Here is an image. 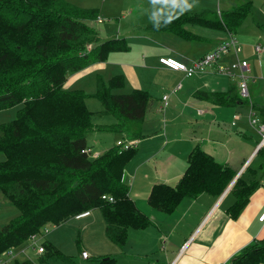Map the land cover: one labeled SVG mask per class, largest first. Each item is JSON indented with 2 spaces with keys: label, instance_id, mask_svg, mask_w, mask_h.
<instances>
[{
  "label": "trees",
  "instance_id": "obj_1",
  "mask_svg": "<svg viewBox=\"0 0 264 264\" xmlns=\"http://www.w3.org/2000/svg\"><path fill=\"white\" fill-rule=\"evenodd\" d=\"M250 8L251 1L245 0L218 12H167L158 17L159 26L152 28L197 41L205 39L196 32L197 27L227 36L235 34ZM86 16L97 14L67 0H0V110L18 106L12 120L0 123V151L4 154L0 190L18 210L0 227V256L44 226L94 207L104 215L106 236L118 245L125 242L129 228H144L150 222L122 180L135 148L120 142L94 157L82 151L89 147L86 133L94 127L95 113L84 102L86 92L64 88L63 83L71 73L104 60L108 52L127 47L121 37L98 41V31ZM96 82L92 95L101 102V113L115 118L101 127L124 133L127 140L140 138L141 121L152 101L149 93L141 88L114 92L124 85L121 73L106 80L98 76ZM238 98L237 93L227 97ZM257 151L264 157V149ZM186 162L175 183L151 186L150 206L171 212L183 198L201 192L217 197L230 184L235 198L227 211L234 218L258 186L257 179L245 173L236 176L231 165L217 162L198 144L189 151ZM103 194L113 200L102 198ZM42 244L44 251L32 260L15 258L12 264L68 258L51 242ZM99 260L98 264L114 262L111 256ZM230 264H264V233L242 247Z\"/></svg>",
  "mask_w": 264,
  "mask_h": 264
},
{
  "label": "crops",
  "instance_id": "obj_2",
  "mask_svg": "<svg viewBox=\"0 0 264 264\" xmlns=\"http://www.w3.org/2000/svg\"><path fill=\"white\" fill-rule=\"evenodd\" d=\"M234 1L236 0H224V6L228 7L225 9L234 6ZM250 1L253 6L257 0ZM262 1L264 0L258 2ZM176 11L179 10L161 11L159 16ZM152 29L148 32L154 37L158 34L160 41L150 38L149 40L158 43L164 51L153 53L150 48L141 52L144 53L140 54L142 66L148 69L146 74L141 76L137 69L139 65L135 64L133 59L124 60L122 68L116 70L118 72L107 76L108 79L114 74L121 73L124 85L117 91L122 92L121 89L128 84L124 92L141 88L146 90L152 99L141 121L142 136L132 139L135 141L133 146L135 152L126 163L123 172L125 182L130 180L129 196L150 222L144 228H129L125 242L117 245L119 247L117 254L110 256L114 258L113 264H230L232 257L242 247L264 233V220L258 219L264 209V157L256 148L259 141L256 124L252 126L249 123L250 111L254 112L259 121L264 122V46L259 55H255L250 44L248 47L244 46V42L241 44L242 49L238 58L249 65L246 75L250 79V96L248 99L238 98L232 101L227 97L237 93L238 78H231L219 71V67L228 70V65L235 59L232 53L223 55L204 71L185 76L183 71L161 64L158 61L159 57L172 56L188 63L214 46L202 50L196 45L195 41L199 42L197 40ZM125 44L126 49L119 50H129L130 46L127 42ZM184 44L193 46L195 53L193 55L184 53L182 49ZM254 55L258 58L256 66L259 71L253 69ZM104 64L103 60L93 62L90 66L71 73L64 81L63 87L71 86L79 76L92 67H104ZM236 76L237 74L233 77ZM178 83L180 87L174 90ZM163 94H168V103L165 106L162 101ZM164 108L166 109L163 121L166 120L167 113L171 112V108L175 115H183L189 120V133L186 134L187 138L183 139L185 142L182 145L175 143L176 139L167 142L165 131L157 132L153 127L157 116L160 117L159 111ZM101 116L104 114L98 113L96 118L94 117V127L89 132L112 131L101 127L111 124L112 119L107 122L102 120ZM159 121L161 122V118ZM126 137L124 133H119L115 141H123ZM115 141L112 145L117 143ZM196 144L217 162L227 163L238 174L245 173L258 180V186L250 193L247 203L236 217H231L227 211L235 198L229 185L217 197L201 192L194 198H183L171 212L155 209L148 204L147 196L151 186L159 182L175 183L186 167L189 151ZM89 147L93 149L92 145ZM25 245L23 243L21 247Z\"/></svg>",
  "mask_w": 264,
  "mask_h": 264
},
{
  "label": "rangeland",
  "instance_id": "obj_3",
  "mask_svg": "<svg viewBox=\"0 0 264 264\" xmlns=\"http://www.w3.org/2000/svg\"><path fill=\"white\" fill-rule=\"evenodd\" d=\"M67 1L83 9L84 8L94 9L95 14H98L97 16L101 17V21L98 22L97 17L86 16L88 22L91 25H93L98 31V41L112 38L114 36H120L121 38L124 39V42L125 43L127 42L128 45L130 46L129 50L126 51L112 50L108 52L107 56L103 60L105 61L104 67L103 66L92 67L88 72H85L84 74L79 76L76 79V81H74L71 84V86L69 85V87H65L69 89L80 88L85 90L87 95L84 99V102L88 109L94 111L95 114L92 117V119H95L96 118L95 116L98 113L101 114V110H102L101 102L95 96L92 95V93L96 89L97 76H101L104 80H106L107 76L115 72H118L116 70H120L122 68V63L124 60L130 61L133 59L135 60L134 63L139 65L137 69L140 71L141 76H144L146 74V71H148V69L143 68L142 66L143 62H141V58H140L142 57V55L140 56V54L144 55V53L141 52L145 50H150V48H152L153 53H161L164 51L162 46H160L158 43H154V41H150V40H156L157 42L158 40L160 41V39H158L159 38L158 34L156 35V37H154L152 33L148 32L153 30L151 27L152 25H154V21L150 19V17H152L153 13H155L156 16L158 17L159 13L165 10L182 11L184 5L182 3V0H67ZM258 1L259 0L255 1L253 6L251 5L250 12L245 16L242 23L237 27L234 33L237 36L238 41L241 42L240 44H243L244 42L245 47H248L250 44L253 48L254 46L258 45L260 47V52H261L264 46V1H262V3ZM240 2H241L240 0H236L234 1V5H237ZM188 4H193L194 7L190 10H184L186 12L201 11L204 9H212L218 12V10H225V8H228L224 6V0H197L196 6L194 4V0H188ZM260 12L263 14H261ZM157 17H156V21H157ZM197 28L198 29L196 32L201 33V35L205 36L204 40L202 39V41L199 42L195 41L196 45H198L199 48L202 50H204L205 48L209 49L212 48L213 46H216L217 44H219L220 41H222L226 37L225 34L223 35L219 31L217 32L212 29H207L202 27H197ZM257 36L260 37L258 38ZM192 47H190L188 44H184L182 49L184 53L193 55L196 50L195 48ZM260 52L254 51L253 53L255 55L256 54L259 55ZM253 59H254L253 69L255 68L257 71H259L256 66V63L258 62L257 61L258 58L255 56V58ZM91 64H93V62L86 65V67L90 66ZM229 66L230 64L228 65V70L231 73L224 72V75L227 76L229 75V77L231 76V78H235V79L238 78V75L236 77H233L235 74L238 73V70L231 69ZM220 72L222 73L223 71ZM246 77L248 84L247 85L248 96L245 99H248L250 96V92H249L250 79H248V75H246ZM127 87L128 84H125L124 88L121 89L122 92L126 91ZM117 90H115L114 92H120ZM17 107L18 106H13L0 110V123L8 122L12 120L15 117V112ZM165 109L166 108L159 111L158 115H160L159 118H161V122L159 121V118L157 116V120L153 124V127L157 130V132L165 131V137L167 142L176 139L177 141L175 143H177L178 145H182L183 142H185L183 141V139H186L187 138L186 134L189 133V128H188L189 120H186L185 119L186 117L183 115L182 116L175 115V113H173V110L171 108V112L169 114L167 113L166 120L163 121L164 120L163 115ZM193 117H197V115H193ZM101 118H103L102 120H105L107 122H110L111 119L113 122L115 121V118L110 114H104V116H101ZM255 124L257 130V123ZM118 134L119 132L117 130L116 131L112 130L109 132L108 131L96 132V133L88 131L86 133V140L89 145L93 146V149H95L96 151L98 150L97 152L99 151L101 152L107 149L110 145H112V143H114V141L116 140L115 137L118 136ZM3 159H4V154L3 152L0 151V161ZM126 183L130 185V180L128 179ZM17 213L18 210L16 206L10 203L7 197L5 196V194L0 190V227L8 223V221L12 217H14ZM47 227L49 228V230L43 235L42 242L43 241L51 242L56 247H58V249H60L64 255L68 256L67 259H62V260L52 259L49 262H45L47 264H98L100 261L99 258L107 257L110 255L115 256L119 251V247L117 246L118 244L112 242L106 236L105 218L100 208L98 207H94L82 215L71 216L59 224H48ZM23 243H20V245L13 247L11 249V251L13 252L11 255L4 253L3 259H5V262L2 264H12L15 258L16 259L30 258L32 260L33 257L37 255V253H35L34 250L31 249L28 250L27 255H24L20 251L22 248L21 245ZM82 249H85L89 253L88 258L81 257L80 253ZM119 254L122 253H118V255Z\"/></svg>",
  "mask_w": 264,
  "mask_h": 264
},
{
  "label": "built area",
  "instance_id": "obj_4",
  "mask_svg": "<svg viewBox=\"0 0 264 264\" xmlns=\"http://www.w3.org/2000/svg\"><path fill=\"white\" fill-rule=\"evenodd\" d=\"M97 21L100 22L101 17L97 16ZM241 49H242L241 44L238 41L237 36L235 34L230 33L222 41H220L219 44H217L216 46H214L209 51L205 52L204 54H202L198 58L191 60L188 63L177 60L176 58H173L171 56H161V57H159L158 61L161 64H163V65H165L171 69L183 71L185 76H191L194 73L204 71L207 67L214 64L223 55H225L227 53H232L233 56L235 57V59H234L235 61L233 60L234 62L230 63L229 67L231 69H237L238 70V73H237V75H238L237 91H238V95L240 96V98L245 99L248 96V87H247L248 84H247V77H246L245 70H247L249 68V65H248V63H246L244 61H240V59L238 58V55L241 52ZM254 51L260 52V47L258 45H256L254 47ZM219 71H223L222 73H224V72L231 73L230 71L225 70L223 67H219ZM179 87H180V84L178 83L175 86L174 90L178 89ZM167 99H168V94H163L162 95L163 106L167 105V103H168ZM234 117H236V116L234 115ZM231 123H233V120L231 121ZM249 123L251 125L257 123V131L259 133V141H258L256 148L257 149H260V148L264 149V122L259 121L255 117L254 112L250 111ZM120 142H122V141H117V143H120ZM134 142L135 141H133V140H126V141H123L122 143H123L124 147H130V146H134ZM82 151L88 153L92 157L98 155V152L92 150L90 147L82 149ZM123 179H124V173L122 175V180ZM101 197L104 199H107L108 201L113 200L112 196H109V195L103 194ZM258 219L260 221L264 220V209L262 210V212L258 216ZM48 230H49V228L47 226H44L42 228L41 232L31 233L29 235L27 241L25 242L26 245L23 246L20 251L24 255H27V252L29 249L34 250V252L37 254L42 253L44 251V246L42 244L43 235ZM12 248L13 247H11L10 249L3 252L2 256H0V264L5 262V259H3L4 253L8 254V255H11L13 253L11 251ZM80 255L83 258H87L89 256V253L86 250H82ZM42 264H47V263H42ZM220 264H224V263H220Z\"/></svg>",
  "mask_w": 264,
  "mask_h": 264
},
{
  "label": "clouds",
  "instance_id": "obj_5",
  "mask_svg": "<svg viewBox=\"0 0 264 264\" xmlns=\"http://www.w3.org/2000/svg\"><path fill=\"white\" fill-rule=\"evenodd\" d=\"M182 3L184 5V8L182 9V11L190 10V9H192L194 7L193 4H188V0H182ZM194 4L196 6L197 0H194ZM150 19H152L154 21V26H159L158 22H156V14L155 13H153V15H152V17H150Z\"/></svg>",
  "mask_w": 264,
  "mask_h": 264
},
{
  "label": "water",
  "instance_id": "obj_6",
  "mask_svg": "<svg viewBox=\"0 0 264 264\" xmlns=\"http://www.w3.org/2000/svg\"><path fill=\"white\" fill-rule=\"evenodd\" d=\"M237 175H238V173H236V176H237ZM236 176H235V177H236ZM229 185H230V184H229ZM105 258H107V257H105Z\"/></svg>",
  "mask_w": 264,
  "mask_h": 264
}]
</instances>
